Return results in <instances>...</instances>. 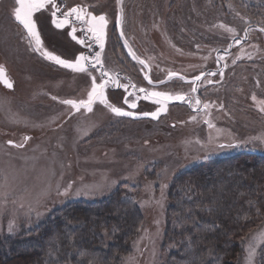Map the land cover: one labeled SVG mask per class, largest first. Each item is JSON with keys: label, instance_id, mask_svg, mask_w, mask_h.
Masks as SVG:
<instances>
[{"label": "rangeland", "instance_id": "1", "mask_svg": "<svg viewBox=\"0 0 264 264\" xmlns=\"http://www.w3.org/2000/svg\"><path fill=\"white\" fill-rule=\"evenodd\" d=\"M14 5L0 0V65L13 82L12 89L0 84V234L19 233L65 201L94 198L126 183L134 187L123 193L139 204L143 221L123 264H161L173 175L196 162L240 151L264 156V0H129L121 37L137 60L146 61L152 83L142 66L130 69L125 60L133 59L129 49H111L113 34L105 33V46L97 52L107 73L125 71L126 65L132 71L131 81H121L127 90L112 92L110 84L106 95L114 106L137 113L135 118L117 116L99 102L91 113L63 103L87 99L91 76L62 69L34 51L14 19ZM34 19L43 46L67 60L78 55L80 39L87 43L93 38L76 25L56 28L47 13ZM249 24L251 45L239 43L222 54L221 48ZM173 26L181 35L173 33ZM218 56L225 57L226 81L220 86L219 71L210 72L198 81L199 98L194 96L191 81L203 69L217 68ZM160 65L166 75L172 66L181 68L183 79H163L156 73ZM141 88L190 94L191 107L173 100L158 118L143 116L160 105L145 100ZM132 89L138 91L126 92ZM133 102L134 109L129 106ZM241 264H264V224L246 240Z\"/></svg>", "mask_w": 264, "mask_h": 264}, {"label": "trees", "instance_id": "2", "mask_svg": "<svg viewBox=\"0 0 264 264\" xmlns=\"http://www.w3.org/2000/svg\"><path fill=\"white\" fill-rule=\"evenodd\" d=\"M129 186L65 201L19 233L0 234V264H123L143 221L123 193ZM263 224V155L196 162L169 183L161 264H241L246 240Z\"/></svg>", "mask_w": 264, "mask_h": 264}, {"label": "snow or ice", "instance_id": "3", "mask_svg": "<svg viewBox=\"0 0 264 264\" xmlns=\"http://www.w3.org/2000/svg\"><path fill=\"white\" fill-rule=\"evenodd\" d=\"M119 2V0H118ZM16 7L13 10V16L15 21H17L23 28L26 30L27 36L29 37V43L34 46L33 50L37 51L41 54V56L45 57L49 61L55 62L57 65L63 66L64 68L71 69L74 72L85 73L87 72L91 76V89L87 93V99L84 100H65L63 103L67 105H71L72 108L76 111H80L81 109L87 110V112L91 113L93 111V106L97 102L104 105L108 109L111 110L117 116H128L135 118L137 113L132 111H125L124 109L114 106L111 104L106 95V89L110 84H115L116 87H123L127 90V84H120L115 77L110 76L106 71H103V62L101 60V53L96 52L95 56L85 55L83 52L79 53L74 60H67L62 58L59 55H56L52 51H49L47 48L43 46V41L38 30V25L36 20L34 19V14L39 12L41 9L46 8L48 5H51L54 11H52V23L56 28L62 29L66 25H68L70 21V17H73L75 21H79L82 24L87 25L86 32L92 34L94 41L99 44L100 48L104 47V37H105V27L108 23L106 17L104 15L96 16L91 12H88L86 9L81 7H72L68 9L67 12L63 13L62 17H58L57 13L60 12V7L56 3V0H15ZM117 23H120V18H117ZM222 27H224L222 25ZM228 31H234L233 29H227ZM76 28H72V36L73 39H77L76 37ZM123 35V33H121ZM79 43L81 45L86 44L85 39H80ZM126 43V42H125ZM237 43L239 41L237 40ZM86 46L88 48H92L91 43H87ZM131 53V49H129ZM133 59H137L134 53H131ZM223 58V57H221ZM141 65L146 66V61L139 60ZM99 64L101 67L100 72V82L97 83V77L93 76L89 71V66L95 68L96 65ZM176 73H169V79L177 76ZM204 73H201L200 76H196L191 83L195 85L196 81H198ZM211 75H216V73H211ZM107 77V78H105ZM183 79V77H180ZM146 79L149 80V83H152L151 79L146 75ZM159 83L163 84L165 81H160ZM0 84H3L8 89L13 88V82L8 77L6 67L4 65H0ZM141 93H145V100H152L155 104L160 105L154 112H145L141 115L143 116H151L152 118H158L161 112H165L167 110V104L170 101H181L187 102L189 104L192 103L191 100L187 99L183 94H176L175 96L171 95L168 92L161 91H148L147 89L141 88L139 90ZM191 91L193 93L197 92V88L192 87ZM131 95V94H130ZM125 103H128V100H125ZM201 101L197 98L195 100V104L199 105ZM131 108H136V103H131L129 105ZM205 108L208 107L207 104L204 105ZM261 111H264V108H261ZM211 126V125H209ZM9 143H12L11 141ZM65 194H67V189L65 190ZM252 258V251L249 249V261Z\"/></svg>", "mask_w": 264, "mask_h": 264}, {"label": "flooded vegetation", "instance_id": "4", "mask_svg": "<svg viewBox=\"0 0 264 264\" xmlns=\"http://www.w3.org/2000/svg\"><path fill=\"white\" fill-rule=\"evenodd\" d=\"M13 1L15 2V0H13ZM128 1L129 0H119V2H118V0H78V2L68 4L67 0H56V3L60 7V12L57 13V16L58 17H62L63 13L67 12L68 9H70L72 7L84 8L88 12H91V13H93L96 16L104 15L106 17L107 21H108V23L106 25L107 28H105V33L113 34L112 36L114 37V40L117 42L116 43L114 41V43H110L111 49H114L116 47L119 51L123 50V49H127L128 50V49H131V47L128 46L125 43V41H123V40H125V38L121 37L122 27H123V31H125L126 27H127L126 26L127 24H125V11H126L125 7L127 6V2ZM15 5H16V3H15ZM15 5H14V8L17 6V5L15 6ZM65 8H67L66 11H64ZM12 11H13V9H12ZM52 11H54V9H51L50 6H48V9H47V7L44 8V9H41L39 12L35 13L34 16L35 15H40L41 13H47V15L48 16L50 15L51 18H52V15H51ZM118 17L120 18V23L119 24L117 23V18ZM69 19L71 21L69 24L78 26L77 29L79 31L80 30L86 31L87 25L82 24L79 21H75L73 17H70ZM47 21L49 22V20H47ZM37 25L39 26V22L38 21H37ZM20 27L23 28L22 25H20ZM250 28H253L252 24H249L248 26H246V28L243 29L242 34H236V35L232 36L230 42H228V46L226 48H221L222 49V51H221L222 54H226V53L231 52L232 49H233V46L236 45V44H239V43L245 44L247 42L245 46H250L251 42H248V40L250 39L249 32H248ZM237 40L239 41V43H237ZM87 43H91L92 44V48H88L86 46ZM87 43L85 44L83 49L80 48L81 47L80 43H78V54L83 52L85 55L95 56V53L98 51V48H100L99 44L94 41V38H91V40H89V42H87ZM31 48H33V46ZM120 52L122 53V51H120ZM239 53H241V52H238V55L237 54L235 55V58L237 60L240 57ZM221 57H223V56H218L217 57V62H218V65L216 66L217 68H211V69H209V68L207 69L206 68V69H203L202 72L198 73L196 76H200L201 73H204V75L201 76V78H200V79H202L206 74H208L210 72L219 71V74H221L220 84L219 85L222 86L223 85L222 83L224 81H226L225 80V75L223 76V73H225V65H226V63H225V57H223V58H221ZM125 60L127 62H129V64L131 65L130 69L133 68V70H134V69L138 68L140 70V66H142V68L144 69V75H147L151 79V71L152 70L150 71V69L147 66L141 65L139 63L140 59H138V60L137 59H132L131 57L129 58L127 56L125 58ZM134 61H136V62H134ZM127 62L125 64H128ZM126 67L128 69H124L125 71H123L122 69H119V70H116L114 72V74H109V73L108 74L110 76H112V77H115L120 84H122L121 81L123 79L127 80V81H131L132 79H131L130 74H132V71L129 69L128 65H126ZM61 68L63 69L64 67L61 66ZM171 68H174V69H171L172 73H176V74H178L177 76L183 77L184 74L182 72H179L181 70V68H178L176 65L172 66ZM102 70L105 71L104 68ZM89 71L91 72V74L93 76L97 77V76H100L101 67H100L99 64H97L95 68H92L91 66H89ZM129 71H130V73H129ZM164 71L165 70L160 65L158 67V70H157L156 73L159 74V75H163V77H162L163 79L169 78V74L166 75V74L162 73ZM105 78H107V77H105ZM198 81H196L195 85L192 84V87L195 86L197 88V92H195L193 94H194V96L199 98L198 92H201V90L198 88V85H199ZM110 86L112 87V89H111L112 92H120V89H122V87H116L115 84H111ZM192 87H191V89H192ZM191 89H190V92H192ZM137 91L138 90H133L132 89V90H129V91H126V92H137ZM136 95H139V94L136 93ZM187 95L188 96H186V98L192 101V98H191L192 95H190V94H187ZM249 95H250V93H249ZM175 102H179V101H175ZM188 106L191 107V104L188 103ZM200 108H202V105H200Z\"/></svg>", "mask_w": 264, "mask_h": 264}, {"label": "bare ground", "instance_id": "5", "mask_svg": "<svg viewBox=\"0 0 264 264\" xmlns=\"http://www.w3.org/2000/svg\"><path fill=\"white\" fill-rule=\"evenodd\" d=\"M142 5V4H141ZM142 7V6H141ZM175 28H179V27H177V26H173L172 27V31H173V33L175 32V33H178V34H180L181 35V33L178 31V29H175ZM189 33V32H188Z\"/></svg>", "mask_w": 264, "mask_h": 264}]
</instances>
